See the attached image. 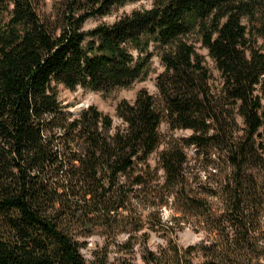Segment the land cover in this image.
I'll use <instances>...</instances> for the list:
<instances>
[{"label": "trees", "instance_id": "16d2710c", "mask_svg": "<svg viewBox=\"0 0 264 264\" xmlns=\"http://www.w3.org/2000/svg\"><path fill=\"white\" fill-rule=\"evenodd\" d=\"M136 1L0 0V264H264V0H153L84 28ZM155 52L158 92L117 126L59 99L130 87ZM163 122L191 134L164 141ZM169 205L202 241L151 245Z\"/></svg>", "mask_w": 264, "mask_h": 264}, {"label": "rangeland", "instance_id": "374dc122", "mask_svg": "<svg viewBox=\"0 0 264 264\" xmlns=\"http://www.w3.org/2000/svg\"><path fill=\"white\" fill-rule=\"evenodd\" d=\"M153 0H139L136 2H127L123 5L114 6L113 9L105 16H96L88 19L84 25L85 29H91L100 23H113L116 19L121 17L124 14L130 13L135 9L139 8H149ZM54 0H45V5L43 10L45 12H50L52 10ZM260 43H264L263 40H260ZM200 46V43L198 44ZM200 51L206 55V60L208 65L213 69L214 73L218 75V71L215 68V63L212 58L208 55V50L201 48ZM165 67L161 62V59L157 52L153 56L148 70V74L144 79L134 82L130 87L126 88H116L111 92L104 91H95L90 89H85L81 86H78L76 89H69L63 84L58 86L59 99L62 104L66 107V111L72 115L77 116L79 113L90 105H96L104 113H108L112 116L114 125H119L121 119L117 116V106L123 100L133 101L138 92L145 88L151 93H157V77L160 73L164 71ZM161 132L164 136V141H167L170 136L177 138H185L191 134L190 130L184 129H174L172 130L167 122H163L161 125ZM264 135V127L262 128ZM165 144V143H164ZM164 144L158 148V150L152 155L151 163L156 166L158 164V156L160 151L163 149ZM188 153L191 157H194L195 148L189 147ZM194 162V160H193ZM202 178L205 171L201 172ZM176 214L174 205L165 206L162 209V222H164L167 229V236H163L164 230H159L160 232L151 233V245L157 246L166 242V239L172 238L175 239L181 245H192L197 244L204 239L202 231H197L193 224L186 221L184 215L181 214L180 218ZM155 223L154 220H150ZM127 234H121L119 239L125 240ZM89 244L86 248L82 249V252L85 256L90 259L91 251L90 249L94 248L98 242L102 241V236L95 234L88 238Z\"/></svg>", "mask_w": 264, "mask_h": 264}, {"label": "water", "instance_id": "95a60500", "mask_svg": "<svg viewBox=\"0 0 264 264\" xmlns=\"http://www.w3.org/2000/svg\"><path fill=\"white\" fill-rule=\"evenodd\" d=\"M88 107V106H87Z\"/></svg>", "mask_w": 264, "mask_h": 264}]
</instances>
